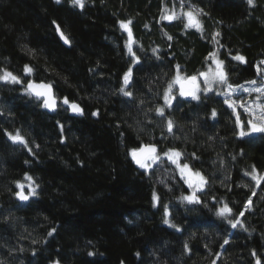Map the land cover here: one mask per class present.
<instances>
[{"label":"trees","instance_id":"obj_1","mask_svg":"<svg viewBox=\"0 0 264 264\" xmlns=\"http://www.w3.org/2000/svg\"><path fill=\"white\" fill-rule=\"evenodd\" d=\"M181 6L202 10L201 30L163 18ZM213 52L233 87L264 76V0H0V73L21 80L0 81V264H264V179L245 174L264 177V134L239 136L218 87L187 100L177 85L164 101L177 66L182 79L199 77ZM29 81L51 86L54 112ZM65 98L82 112L70 114ZM17 131L27 146L6 134ZM143 145L161 157L149 170L131 159ZM169 149L206 179L199 203L181 199L188 188ZM26 174L35 195L19 201ZM225 204L243 228L217 216Z\"/></svg>","mask_w":264,"mask_h":264},{"label":"snow or ice","instance_id":"obj_2","mask_svg":"<svg viewBox=\"0 0 264 264\" xmlns=\"http://www.w3.org/2000/svg\"><path fill=\"white\" fill-rule=\"evenodd\" d=\"M59 2V0H57ZM249 5H252L254 3V0H247ZM71 3L76 6L83 8L84 7V0H71ZM202 13V10H197L196 12L193 11H188L184 13L183 15L185 16L187 22L185 23V28H196L197 30H201V23L198 19V15ZM164 19L167 20H173L177 19L178 16L175 13H172L171 15H166L163 17ZM129 23L121 22L120 27L128 32L129 40L128 43L126 44V47L128 48L129 54L133 58V62H137V57L135 56V53L133 52L132 49V33L129 29ZM57 31L60 32L59 27H57ZM61 38L64 40L65 43H68V38L64 36L62 32H60ZM220 35L219 32L215 33L212 39L219 43V41L216 39ZM171 39V37H169ZM155 51V50H154ZM210 58H212L213 63L216 65L215 69H209L206 72H200L198 75L200 78L203 79V84L204 87L201 88L199 83H198V77L197 76H192V77H185L181 78L179 75V66H177L178 72L177 76L174 78L173 81H171L168 85V88L164 92V101L165 105L171 106L172 105V99L173 97L171 96L172 93V88L173 84H179L180 85V95L181 96H190L194 100H198L200 97L197 95L198 92L203 91L205 94L210 93L213 90V85H225L226 86V91L224 92H218V95H223L225 97L224 103L233 110V113L236 114V126L237 128L240 129L239 131V136L244 137L250 134H264V103H258L257 101L260 100L261 96H264V86L262 87H251V88H243V91L245 92H256L259 95L256 98V101H253L252 103L254 104V108L250 110L249 106H247L245 103H241L239 106L244 108L245 112L249 113V120L247 121V125H244L241 121V117L238 113H236V107L237 103L236 101L231 99V96L233 93H235L238 89L234 88L230 83H228L227 79V74L224 71V61L219 60L216 58L215 53H210ZM232 59L244 62L245 58L240 55L233 56ZM261 63H264L262 61ZM24 71L26 74H30L32 72L31 67L28 65H25ZM258 73H260V69H257ZM132 74V68H129L127 72L124 73L123 76V81L124 85L127 86L129 84L130 78ZM0 81H5V82H11V83H21V80L19 77L14 75L11 72L4 71L2 74H0ZM185 82H187L190 87L186 90L185 88ZM250 84L255 85L256 81H251ZM27 90L29 91V94H34L37 99L43 98V106L49 109H55L56 107V100L54 97L51 95V86L47 84H35L32 81L28 82L27 85ZM120 91L125 95V96H131L132 93L128 92L125 90L124 87L120 89ZM63 103L66 105H69L70 109L73 112L80 113L82 110L80 109L79 105L76 103H69V100L65 98L63 100ZM157 114L160 116L164 115V108L163 107H157L155 109ZM93 115H97V113H93ZM217 115L215 109L212 111V116L215 117ZM247 127V131L244 130V128ZM167 128L168 131L171 132L173 129V121L169 120L167 122ZM9 137L10 140H12L14 143L18 142L21 144L26 145V142L24 140V137L17 131L14 135L12 133H6ZM132 159L136 162V164L143 168V169H148L151 168L153 164L157 163L160 161L161 157L159 154H157V148L155 145H143L139 149H133L131 152ZM182 153L179 151H176L174 149H169L167 152L163 153V156L166 157L171 163L175 164L176 167L180 171L181 178L185 180V183L188 185L190 189L195 188L196 190H199L202 188L206 183V179L201 175L200 172H193L190 169V166L185 163L182 164L179 162V158L181 157ZM255 168L252 169L251 173H245L246 175H251L252 179L259 184L260 179H264V177L258 178L255 175ZM25 180L31 181L32 178L25 175ZM16 188L19 189V191L15 192V195L18 199L21 201L28 200L30 195L35 194V187L29 184L28 186V194L26 195L24 193V188L25 185L19 181L16 182ZM255 194V192H253ZM153 202L155 206V202L158 200V197L155 193H153ZM181 199L183 201H187L188 203H199V199L196 196V191H193L190 195H182ZM251 203V197H249L248 204L250 205ZM247 206V205H246ZM165 219L164 223L169 224V220L167 219V206H165ZM217 216L222 217L227 220L228 224L235 229L238 226L243 228V224L240 222V220L237 218L235 220L228 219V217L232 214V209L228 207L227 204H225L222 208H220L217 211ZM244 213L241 212L240 216H243ZM172 227H175V225H170ZM179 230V229H177ZM49 235H52L51 232H49ZM228 240L224 241V244H227ZM223 246V245H222ZM185 250H188V245L185 244ZM89 255H92V253H89ZM219 255V254H217ZM255 256V253H253ZM56 264H59L57 261ZM213 264H215V261H213ZM256 264H261V261L258 259L256 261Z\"/></svg>","mask_w":264,"mask_h":264},{"label":"rangeland","instance_id":"obj_3","mask_svg":"<svg viewBox=\"0 0 264 264\" xmlns=\"http://www.w3.org/2000/svg\"><path fill=\"white\" fill-rule=\"evenodd\" d=\"M188 11L195 12L194 10H192L190 8L189 9H184L181 6L176 12H171V13L167 12L166 15H171L172 13H175L178 16V18H180V19H182L184 21V24H185L187 22V20H186V18H185V16L183 14L186 13V12H188ZM216 58L219 59L217 56H216ZM215 67H216V65L213 63L212 58H210V56H209V58H208V64H207V67H206V69H205L204 72L208 71L210 68L214 70ZM0 74H2V73H0ZM255 81H256V84L255 85H252V84H250V82H248V83H245V84H242V85H239V86L234 87V88H237L238 90L235 93H233V95L231 96V99L234 100V101H236V103H237L236 113H238L240 115L241 121H242V123L244 125H247V121L249 120L250 116H249V113L248 112H245L244 108L240 107L239 105L241 103H245L247 106H249L250 110L253 109L254 108V104L252 102L253 101H256V98H257V96L259 94L256 93V92H245V91H243V88L262 87V86H264V76L260 77V79H257ZM2 82H5V81H2ZM198 83H199V85H200L201 88L204 87L203 79H199V77H198ZM177 85L178 84H173V88H176ZM216 87H218V89L221 90V92L226 91V86L225 85H217V84H214L213 85V88H216ZM202 92L203 91L198 92L197 95L199 96V94L202 93ZM171 95H172V93H171ZM221 97L223 98V100L225 99V97L223 95H221ZM257 102L258 103H264V96H261L260 97V100L257 101ZM244 130L247 131L248 130L247 127H245ZM149 169L150 168L145 169V170H149ZM178 172L180 173L179 169H178ZM23 184L25 185V187H28L29 184L32 185L31 181H28V180H25V179L23 181ZM187 188H188L187 195H190L193 191H196V195H197V193L200 192L203 189V187L200 188L199 190H196L195 188L190 189L188 187V185H187ZM34 195H30L29 197L31 198Z\"/></svg>","mask_w":264,"mask_h":264},{"label":"water","instance_id":"obj_4","mask_svg":"<svg viewBox=\"0 0 264 264\" xmlns=\"http://www.w3.org/2000/svg\"><path fill=\"white\" fill-rule=\"evenodd\" d=\"M166 21H167V22H170L171 20H167V19H166ZM56 33H57L58 37L60 38V40L62 41V43H63L64 45L68 46V43H65L64 40L61 38L60 32L57 31V26H56ZM126 33H127V37H128V40H129L128 32L126 31ZM132 40H133V37H132ZM200 79H202V78H200ZM35 84H37V83H35ZM40 84H41V83H40ZM27 85H28V83H27ZM27 85H26V89H27ZM189 87H190V85H188L187 82H185V88H186V90H187ZM177 90H178V93H179V95H180V85H179V84H178ZM27 91H28V90H27ZM28 92H29V91H28ZM30 95H31L32 97H34V98H37L34 94H30ZM51 95H52V97H54L55 100H56V107H55V109H49V108H46V107L43 106V109H44L45 111L49 112V113L54 112V111L56 110V108H57V104H58V99L55 97L52 88H51ZM182 97H184V98L187 99V100L191 99L190 96H182ZM40 100L42 101V105H43V98H40ZM63 105H65V106H67V107L69 108V110H70V114H72V115H79V114H80V113L73 112V111L70 109L69 105H66V104H64V103H63ZM138 149H139V148H138ZM131 159H132V155H131ZM132 160H133V159H132ZM133 162H134V164H135L136 166H138L134 160H133ZM138 167H139V166H138ZM16 198H17V197H16ZM17 199H18V198H17ZM18 200L21 201L20 199H18ZM25 201H26V200H25Z\"/></svg>","mask_w":264,"mask_h":264},{"label":"flooded vegetation","instance_id":"obj_5","mask_svg":"<svg viewBox=\"0 0 264 264\" xmlns=\"http://www.w3.org/2000/svg\"><path fill=\"white\" fill-rule=\"evenodd\" d=\"M199 79H200V77H199ZM179 95V94H178ZM179 96H181V95H179ZM182 97V96H181ZM184 98V97H183ZM192 99V98H191ZM236 115V114H235Z\"/></svg>","mask_w":264,"mask_h":264}]
</instances>
